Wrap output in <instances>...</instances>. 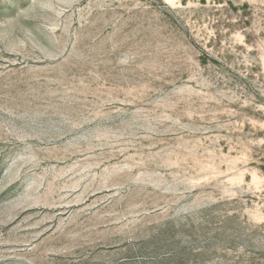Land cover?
I'll return each instance as SVG.
<instances>
[{
    "label": "rangeland",
    "instance_id": "obj_1",
    "mask_svg": "<svg viewBox=\"0 0 264 264\" xmlns=\"http://www.w3.org/2000/svg\"><path fill=\"white\" fill-rule=\"evenodd\" d=\"M0 264H264V0H0Z\"/></svg>",
    "mask_w": 264,
    "mask_h": 264
},
{
    "label": "bare ground",
    "instance_id": "obj_2",
    "mask_svg": "<svg viewBox=\"0 0 264 264\" xmlns=\"http://www.w3.org/2000/svg\"><path fill=\"white\" fill-rule=\"evenodd\" d=\"M97 168V167H96ZM108 191H109V189H108ZM112 191V190H111ZM99 192V191H98ZM97 192V193H98ZM128 194V193H127ZM105 196V195H104ZM108 197H109V195H108ZM103 199V198H102ZM100 200V199H99ZM104 200V199H103ZM104 202V201H103ZM126 202V201H125ZM123 203V202H122ZM121 203V204H122ZM121 204H120V206H121ZM108 207V206H107ZM91 208V207H90ZM99 208V207H98ZM90 211V210H89ZM107 211V210H106ZM127 213V212H126ZM113 214V213H112ZM110 215V214H109ZM116 217V216H115ZM129 218V217H128ZM113 220H115V219H113L112 217H105L104 218V220H103V222H104V224H108V225H116V224H119V223H121V221H119V220H115V221H113ZM127 224V223H126Z\"/></svg>",
    "mask_w": 264,
    "mask_h": 264
}]
</instances>
